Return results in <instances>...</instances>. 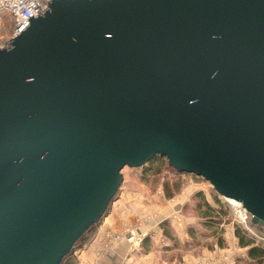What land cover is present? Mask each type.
Segmentation results:
<instances>
[{"label": "water", "instance_id": "obj_1", "mask_svg": "<svg viewBox=\"0 0 264 264\" xmlns=\"http://www.w3.org/2000/svg\"><path fill=\"white\" fill-rule=\"evenodd\" d=\"M165 157L264 239V0H49L0 48V264H71Z\"/></svg>", "mask_w": 264, "mask_h": 264}, {"label": "crops", "instance_id": "obj_2", "mask_svg": "<svg viewBox=\"0 0 264 264\" xmlns=\"http://www.w3.org/2000/svg\"><path fill=\"white\" fill-rule=\"evenodd\" d=\"M192 192L193 189H189L187 192H183L176 197L167 199L157 194L159 197L158 200L156 195H154L152 198L148 197L149 204L144 203V205H142L140 204V198L138 197L140 193H135L132 195L133 192L131 193L121 188L117 199L114 202H111L112 204L109 206V209L106 213L107 215L103 216L102 223L100 222L92 237L90 238V241L82 249L93 248L95 250L94 246L96 245V242L99 243V240H101V235L105 233L107 229H113L112 226L117 225V223H120L121 221L128 220L131 215H134L144 209L151 210L162 205V208H167L168 212H172L175 209L182 211L184 202L189 201V195H191ZM202 194L204 201L213 207H218V204L212 195H208L206 193ZM200 211L201 210L198 209V213ZM163 215L165 214L162 213V216ZM200 219L201 217L199 216L195 217L190 214H183V222L181 226H177L173 221H171L170 225L174 231L176 238L175 240L162 235L161 229L156 227L158 226V222H156L155 219L149 220L147 222L145 221L143 224H141V230H148L151 234V240L144 242L143 248L140 246L137 251L130 252L128 241L125 238H121L118 241L111 242L109 249H105L107 251L98 261H95L94 254H91L88 259H86V256L83 257V260H81L79 256L75 257V255H72L70 259L71 264H84L85 261L91 262V264H195L197 261L203 258L208 257L212 259L213 256L211 255L215 254L216 252L212 253V251L205 249L201 251V254L198 253L197 256H193L194 251L192 249H186L183 247V243L189 238L186 232L188 226H200ZM107 222H110V225H108L109 223ZM112 223L114 225H112ZM155 224L156 226H154ZM99 229L101 230L99 231ZM98 232L99 236L97 235ZM223 236L226 239L227 245L223 247H217L219 248L220 252H232L234 248H237L238 250L236 252H232L231 256L233 258L245 256L246 248L239 247L237 245V238L234 235V224L233 226L225 227ZM241 253L242 255H240ZM210 264H219V262L211 261Z\"/></svg>", "mask_w": 264, "mask_h": 264}, {"label": "rangeland", "instance_id": "obj_3", "mask_svg": "<svg viewBox=\"0 0 264 264\" xmlns=\"http://www.w3.org/2000/svg\"><path fill=\"white\" fill-rule=\"evenodd\" d=\"M160 160H161L160 165H162V169H161L160 174L156 175V176H152L153 175L152 172H149V171L147 173H145V176H143L142 175L143 166L137 167V168L130 167V166L123 167V169H122L123 181H122L121 185L119 186L118 193L121 190V188H123V190H125V191H129L131 193L133 192L132 195H134L135 193H140L138 196L140 198L139 201H140V204L144 205V203L149 204V198L148 197L152 198L154 195H156L157 200L159 199L157 194L164 197L166 194L165 193L166 191L164 190V184H166V183H168V185L170 187H172V189L173 188L175 189V187H176L177 191L174 190L175 195L173 197H176L177 195H179L183 192H187V190L189 191V189H193L192 194L189 195V198H190L189 201L184 202L181 214L182 215L183 214L184 215L190 214V215H193L195 217L196 216L201 217L200 215L203 212L201 211L200 213H197L193 208L195 203L198 201V198L195 197V193L201 192V193H206L208 195H213L216 192L212 188L210 183L207 180H205L202 176L196 175L194 173L176 171L175 169L168 166V164H167L168 162H167L166 158L160 159ZM145 166H147V165L145 164ZM159 192H161V193H159ZM217 195H218V199L220 201L227 203L226 201L223 200V198L219 194H217ZM117 197H118V194L116 195V197L114 198V200L112 202H114L117 199ZM165 198L167 199L166 196H165ZM227 205H228V203H227ZM228 207H229V209H231L230 205H228ZM161 208H162V205H160L156 208H153L151 210L144 209V210H142V211H140L134 215H131L128 220L121 221L120 223H117V225H114L112 223V225H114V226H112L113 229H107L106 230L107 232L105 231V233H103L101 235V240H99V243L96 242V245L94 246L95 250L93 248L92 249L91 248H88V249H82L81 248L80 249V247H78L76 245L72 254L75 255V257L79 256V258L81 260H83V257H85V256H86V259H88L91 254H94L95 255V261H98L99 259H101V257L104 255V253L110 247L111 240L109 238H107L108 233L119 232V231L123 230L125 226H133V225L139 224V223L143 224L145 221L147 222V221L152 220V219H155L156 222H158L157 223L158 226H156V224L154 226L160 228L159 223H160V221H162L164 219V218H161L160 215L164 212H168L167 208L166 209L162 208L163 210L160 211ZM229 212H230V210H229ZM105 215H107V214H105ZM102 220H103V218L100 220L101 223H102ZM225 221H227V223L222 224V226H220L222 228L224 227V230H225V227L233 226V224H238L242 228L246 229L245 226L243 225V223L241 224V223L236 222L235 215H233V213H232V209H231V212L229 214V217L225 218ZM100 222H99V224H100ZM107 223H109L108 225H110V222H107ZM194 227H196V226H194ZM201 229L202 228H199V229L197 228V230L199 232H201ZM100 230L101 229H99V231ZM108 230H110V231H108ZM161 233H162V231H161ZM222 234L224 235V232H222ZM97 235L99 236V232ZM198 236H199V240L203 239L200 235H198ZM252 236H254V235H252ZM256 238H258V237L256 236ZM258 239H260V238H258ZM205 241L210 242V243H214L215 240L212 241L210 239H207ZM262 241H264V239H262ZM77 244H80V243H77ZM226 245H227V243H226ZM217 247H218L217 245H214L212 248L209 249V248H207V246H204L201 249V251L208 249V250L212 251V253L216 252L215 254L211 255L213 257H212V259L209 258V261L207 264H210L211 261H216V256L221 253L219 248H217ZM105 249H107V250H105ZM193 251H196V250H193ZM201 251L199 254H201ZM195 255L197 256V254H195V252H194L193 256H195ZM84 264H91V262L85 261Z\"/></svg>", "mask_w": 264, "mask_h": 264}, {"label": "trees", "instance_id": "obj_4", "mask_svg": "<svg viewBox=\"0 0 264 264\" xmlns=\"http://www.w3.org/2000/svg\"><path fill=\"white\" fill-rule=\"evenodd\" d=\"M164 158L165 157H160L159 155L153 156L146 163L147 166L143 165L142 175L145 176V173H147L148 171L152 172L153 174L152 176L159 175L162 169V165H160L161 162L160 159H164ZM164 190L166 191L165 196L167 198H172L175 195L174 190L177 191L176 187L175 189L174 188L172 189V187H170L168 183L164 184ZM212 196L216 201V203L218 204V207H213L209 203L204 201L203 194L201 192L195 193V197L198 198V201L195 203L193 208L197 213H198V209H200L203 212L201 215L199 214L201 216V219L199 221L200 226L198 227L188 226L186 232L189 238L183 243L184 248L196 250L194 251L195 254L200 253L201 249L204 246H207V248L210 249L214 245H217L218 247H223L226 245V240L222 234V232H224V227L222 228L220 226H222V224L227 223V221H225V218L229 217L230 209L227 203L220 201L218 199V195L216 193H214ZM170 222H171L170 218H165L162 221H160L159 226L161 228L163 236L175 240L176 239L175 234L174 231L172 230ZM197 228L198 229L202 228L201 232H199ZM198 235H200L203 239L199 240ZM234 235L237 238V245L239 247L246 248L245 256L243 257L238 256L235 258L236 264H264V242L261 239L252 236L248 232V230L242 228L238 224H234ZM207 239H210L212 241L215 240V241L214 243H210L205 241ZM150 240H151V234L146 235L141 242L140 245L141 248H143L144 242ZM77 243L81 244L82 241H78ZM77 243L76 245L79 246V244Z\"/></svg>", "mask_w": 264, "mask_h": 264}, {"label": "built area", "instance_id": "obj_5", "mask_svg": "<svg viewBox=\"0 0 264 264\" xmlns=\"http://www.w3.org/2000/svg\"><path fill=\"white\" fill-rule=\"evenodd\" d=\"M49 0H0V48L7 47L10 40L21 33L28 25L29 19L36 16L44 9ZM2 29V30H1ZM222 197V196H221ZM230 205L237 223H243L245 228L255 237L260 236L251 227V215L243 208L242 204L234 199L222 197ZM163 209L161 208L160 211ZM161 218H170L177 226H181L183 215L181 211L164 212ZM150 234L148 230H141V223L133 226H125L123 230L114 233H108L107 238L111 242L125 238L128 241L129 251L135 252L140 248L143 238ZM262 239V238H261ZM81 249V248H80ZM238 249L234 248L232 252ZM232 252H221L216 256L219 264H236ZM242 255V253L240 254ZM209 258H203L195 264H207Z\"/></svg>", "mask_w": 264, "mask_h": 264}, {"label": "bare ground", "instance_id": "obj_6", "mask_svg": "<svg viewBox=\"0 0 264 264\" xmlns=\"http://www.w3.org/2000/svg\"><path fill=\"white\" fill-rule=\"evenodd\" d=\"M230 199V198H229Z\"/></svg>", "mask_w": 264, "mask_h": 264}]
</instances>
